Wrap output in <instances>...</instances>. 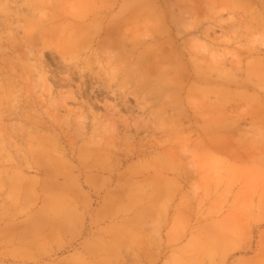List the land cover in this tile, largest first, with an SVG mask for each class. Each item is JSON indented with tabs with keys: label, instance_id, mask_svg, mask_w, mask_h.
Segmentation results:
<instances>
[{
	"label": "rangeland",
	"instance_id": "obj_1",
	"mask_svg": "<svg viewBox=\"0 0 264 264\" xmlns=\"http://www.w3.org/2000/svg\"><path fill=\"white\" fill-rule=\"evenodd\" d=\"M249 1L0 0V264H264Z\"/></svg>",
	"mask_w": 264,
	"mask_h": 264
},
{
	"label": "bare ground",
	"instance_id": "obj_2",
	"mask_svg": "<svg viewBox=\"0 0 264 264\" xmlns=\"http://www.w3.org/2000/svg\"><path fill=\"white\" fill-rule=\"evenodd\" d=\"M240 2H244V3H247V4H250V1L249 0H239ZM260 2L262 3V4H264V0H260ZM108 31V30H107ZM10 34V33H9ZM52 192H54V193H52L53 195H55V196H65V193H66V191H65V189L64 188H61L60 190H54V191H52Z\"/></svg>",
	"mask_w": 264,
	"mask_h": 264
}]
</instances>
